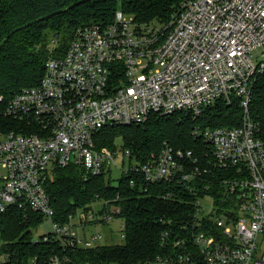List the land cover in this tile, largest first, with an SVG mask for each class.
<instances>
[{"label": "built area", "instance_id": "obj_1", "mask_svg": "<svg viewBox=\"0 0 264 264\" xmlns=\"http://www.w3.org/2000/svg\"><path fill=\"white\" fill-rule=\"evenodd\" d=\"M44 66L37 85L5 103L3 113L22 125L0 130V215L17 208L34 243L61 249L29 264H68V249L104 244L103 234L87 227L119 220V209L101 210L107 201L99 200L54 221L46 183L56 167L70 164L110 178L118 153L121 175L176 187L163 192L165 199L193 197L180 228L163 231L160 253L144 264H264V140L248 113L252 85L264 71V0H182L156 26L117 10L110 23L77 28L67 49ZM220 98L238 99L241 123L195 125L200 156L164 142L143 163L128 148L96 139L107 125L139 124L155 114L195 118ZM45 219L51 230L35 236ZM118 231L124 238L123 220Z\"/></svg>", "mask_w": 264, "mask_h": 264}, {"label": "trees", "instance_id": "obj_2", "mask_svg": "<svg viewBox=\"0 0 264 264\" xmlns=\"http://www.w3.org/2000/svg\"><path fill=\"white\" fill-rule=\"evenodd\" d=\"M181 1L0 0V130L19 129L22 123L3 113L6 101L22 88L39 83L45 60L62 54L77 28L110 23L117 10L139 25H161L169 21ZM248 113L257 135L264 140V71L257 74L252 85ZM241 115L237 98L230 103L220 98L195 118L180 113L155 114L139 124L107 125L97 132L96 139L101 145L112 146L120 136L122 146L143 163L156 157L164 142L200 156L203 143L192 135L194 126H238ZM132 178L134 185L130 184ZM212 179L211 174L204 177L205 181ZM168 188L176 187L167 183L146 185L141 176L129 173L112 183L105 173L91 175L71 164L56 167L46 183L54 221L65 222L77 207L99 200L107 201L101 210L114 206L124 221L123 243L68 249V264H144L154 259L161 251V233L179 229L180 220L192 211L193 197L186 194L181 199H165L162 194ZM30 227L15 207L0 215V256H5L0 264H29L35 255L44 258L51 250L61 254L57 242L34 243Z\"/></svg>", "mask_w": 264, "mask_h": 264}, {"label": "rangeland", "instance_id": "obj_3", "mask_svg": "<svg viewBox=\"0 0 264 264\" xmlns=\"http://www.w3.org/2000/svg\"><path fill=\"white\" fill-rule=\"evenodd\" d=\"M149 26H156V22H152L148 24ZM114 144L117 148L122 147L123 142L120 136H117L114 140ZM113 146V145H112ZM121 161H120V153H118V157L116 160V166H113L111 170L110 179L112 183H115L116 180L121 175L120 167ZM204 206L207 208L210 206V204L205 203ZM122 220H114L112 223H104L103 225H90L87 227L88 233L93 231H100L103 234L102 243L109 244V243H115V244H121L123 243V238L120 235V232L118 231V227L120 226V222ZM43 226L37 228L35 231V236H38L43 229L45 230H51V224L49 222V219H45L43 222ZM5 256H0V260H4Z\"/></svg>", "mask_w": 264, "mask_h": 264}]
</instances>
